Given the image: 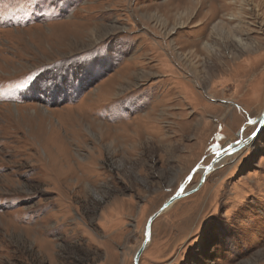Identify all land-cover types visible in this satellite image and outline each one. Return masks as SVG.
Wrapping results in <instances>:
<instances>
[{"label": "rangeland", "instance_id": "rangeland-1", "mask_svg": "<svg viewBox=\"0 0 264 264\" xmlns=\"http://www.w3.org/2000/svg\"><path fill=\"white\" fill-rule=\"evenodd\" d=\"M230 1L0 0V264H134L264 110V0L205 49ZM240 150L140 264H264V128Z\"/></svg>", "mask_w": 264, "mask_h": 264}, {"label": "bare ground", "instance_id": "bare-ground-1", "mask_svg": "<svg viewBox=\"0 0 264 264\" xmlns=\"http://www.w3.org/2000/svg\"><path fill=\"white\" fill-rule=\"evenodd\" d=\"M230 2H231V5H233V6L237 5L238 8L234 9V11H232L229 14L228 13L225 14L226 16H228L227 20H225V18H224L223 20H221L218 23L213 25L211 33L216 35V36H218L219 38H216L214 43L207 42V44L205 46L206 50H209L211 52L217 53L218 47H223L227 51L228 50L227 43L230 44L231 40L235 41L236 44H238V46L242 48V50H249L251 48L249 43L243 41L242 34H241V28H242L241 20H243L246 7L249 5L248 4V0H231ZM233 21H235V22H233ZM236 21H240L239 25H236L238 23ZM227 28L229 29V31L227 30ZM250 44H252V43H250ZM230 48H231V44H230ZM263 112H264V110H263ZM261 114L259 115L258 118L261 117ZM259 123L260 122L247 124L244 127L243 131L245 130V128L247 126H250V125L256 124V126L258 127ZM243 131L241 132V135L243 134ZM254 131H255V129H254ZM241 135H239L238 143L236 145L232 146V148H235L236 146L242 147V148L246 147V145L249 146V144H250L249 141L250 140L248 138H250L251 135L250 136H244V137L243 136L241 137ZM234 152H236V151H234ZM234 152H232L229 155H227L218 164H222L223 162H225L227 160L228 157L236 155V153H234ZM198 166L202 167V168L200 169V171H197V172H201L202 173L204 171L205 166H203L202 164H199ZM188 182H189L188 180L186 182H183L184 183L183 187H184L185 191H187L186 190V186L188 185L187 184ZM170 207H168V209Z\"/></svg>", "mask_w": 264, "mask_h": 264}, {"label": "water", "instance_id": "water-1", "mask_svg": "<svg viewBox=\"0 0 264 264\" xmlns=\"http://www.w3.org/2000/svg\"><path fill=\"white\" fill-rule=\"evenodd\" d=\"M257 123L260 122L258 127L255 129V131L251 134L250 138H248L250 141L249 143L251 144L253 142V140L258 136V134L262 131V129L264 128V112L261 114L260 118H255L254 120L249 121V124L252 123ZM243 131V128L237 133V136L241 135V132ZM238 142H234L229 144V146L221 149L220 151H216L215 152V157L213 158V160L210 162L209 165L205 166L204 171L202 172V177L200 180V184L189 190V191H185L183 185H181L180 189L177 191L176 194H174L172 197H170L156 212H154L148 219L147 224H146V232H145V241L142 244V246L138 249V251L136 252L135 256H134V264H140V258L144 252V250L147 247L148 242L151 239V230H152V225L154 223V221L159 218L167 209L168 207L172 206L174 203H176L178 200H180L181 198H183L184 196L193 193L195 191H197L199 189V187L205 182L207 175L213 171L217 166L218 163L224 159L227 155H229L230 153L234 152V151H238L239 149H241L242 147H238L236 146L235 148H232V146L236 145ZM248 146V145H246ZM219 153V154H217ZM202 167H199L198 165L192 170V172L190 173L189 177H188V181L190 182V180L193 178L194 174L197 171H200ZM186 180V181H187ZM188 182V183H189ZM187 183V184H188ZM181 189H183V191H181Z\"/></svg>", "mask_w": 264, "mask_h": 264}, {"label": "trees", "instance_id": "trees-1", "mask_svg": "<svg viewBox=\"0 0 264 264\" xmlns=\"http://www.w3.org/2000/svg\"><path fill=\"white\" fill-rule=\"evenodd\" d=\"M27 10H28V12H30L31 15H34V14L32 13V11L29 10V9H24V10H21V11H27ZM21 11H17V12H15V13L11 14V16L17 18L18 21H22V20L18 17L19 15H21V14H20Z\"/></svg>", "mask_w": 264, "mask_h": 264}, {"label": "crops", "instance_id": "crops-1", "mask_svg": "<svg viewBox=\"0 0 264 264\" xmlns=\"http://www.w3.org/2000/svg\"><path fill=\"white\" fill-rule=\"evenodd\" d=\"M22 12H23V11H21V13H20V14H22ZM32 16H34V17H38V15H37V14H34V15H32ZM16 20H18V19L16 18ZM16 20H15V21H16ZM21 22H22V21H21ZM22 23H23V22H22Z\"/></svg>", "mask_w": 264, "mask_h": 264}, {"label": "snow or ice", "instance_id": "snow-or-ice-1", "mask_svg": "<svg viewBox=\"0 0 264 264\" xmlns=\"http://www.w3.org/2000/svg\"><path fill=\"white\" fill-rule=\"evenodd\" d=\"M217 154H219V153H217ZM181 191H183V189H181Z\"/></svg>", "mask_w": 264, "mask_h": 264}]
</instances>
